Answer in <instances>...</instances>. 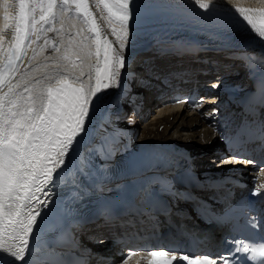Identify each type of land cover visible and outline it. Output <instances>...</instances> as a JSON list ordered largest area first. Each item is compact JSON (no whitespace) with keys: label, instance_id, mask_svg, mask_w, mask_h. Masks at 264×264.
<instances>
[{"label":"bare ground","instance_id":"obj_1","mask_svg":"<svg viewBox=\"0 0 264 264\" xmlns=\"http://www.w3.org/2000/svg\"><path fill=\"white\" fill-rule=\"evenodd\" d=\"M228 5L234 11H237L238 7H241L240 9H243L244 7V4H242L241 1H233ZM24 7L25 10H27L30 6L25 5ZM31 7L34 8L33 15L36 17V24L34 27L30 28L32 34L27 40H22L20 43L13 45L16 48L21 49V54L20 59L14 60L17 67V71L13 76V81L16 78V81L14 82L15 85L12 87L10 83L3 90V93L7 94L6 98L8 97V94L9 96H12V94L14 96L18 93L24 92L30 86L37 84L34 82L30 83L29 86L25 85L26 82L31 81L38 75L29 78L27 81L24 80H26V76L35 72L36 69H44L41 66H35L40 56L44 54V41H48L49 56L52 51L54 52L53 54H55V56L52 55L51 57H48L47 60H51V65L58 67L55 70L56 75L54 76L56 81L46 85L43 84L44 87L40 90L45 97L49 92V89L53 91L55 97L57 95L56 90L63 88L64 84L62 85V83H65V81L69 82V84H75L74 86H82L85 93L90 97H92L94 93L98 94V98L95 99V104L91 106V118L87 124V132L81 139L77 150L72 154L68 169L66 172L61 173L59 179L65 180L64 177L70 175L69 180H72V183H77L81 180H89L86 186L93 185L92 187H94L96 194L108 193L112 188L110 185H104V175L111 173L117 168L120 169L119 171H122V167L134 165V163L140 158H143L148 154L151 155L161 148H171L173 146L183 147L189 150L195 159L200 157L201 160L199 161L203 162H199V164H202L203 167L206 168L207 165H211L212 161L210 158L204 157L212 151L215 152L217 150L219 147L217 133L221 130V126L226 127V125L235 118L239 110V103L244 98L242 94L243 92L240 91V88L244 87L245 84L240 85V83L244 81L243 75L245 72L240 75L244 69L241 70L236 65H234V67H231L232 65H230V67H228L229 69H226L227 71L222 74L224 75L227 73V76H222L225 78L224 84L219 86V90L215 91L216 93L224 90L228 86H236L239 89L238 92L227 96L226 100L224 97L222 104L213 106L212 102L220 97H218V94L210 93L207 97L206 106L198 109L194 113H189L181 107L167 106L165 107V110H162V112L166 111L163 116L161 111L159 113V116H162V118L156 120L152 119L139 129V125H135L136 122L132 117L122 120L128 110V107L126 106L127 104L123 103L128 100H124V97L128 89L129 81L117 79V73L123 67H120L119 62L115 60V55L116 53H119L120 57L124 60V58L129 55L132 57L134 53L140 51L149 42L158 41V43H161L159 41L164 42L167 39H171V35H174L175 38H181L182 36H196L199 40L205 43H209L210 40L208 39L213 38L216 45L227 43L228 48L234 50L242 49L249 53L251 60H254L256 55L264 56V38H262L257 32L246 33L244 30L234 31L233 26L219 30L215 27L200 24H198L200 28H206L213 33L200 32L199 34H196L194 29H188L187 27V29L180 30L171 27L162 28L158 27V25L156 27L157 29H152L151 27L155 26L154 24L147 25L149 27H144V25L141 27L139 26L135 31L117 30L110 28V26L104 21L102 14L103 10L106 11L104 5L94 2V0H88L86 5H67L70 11L75 15L82 14L86 17L93 30L102 32L106 37V40L104 41L101 36H98L92 31L96 36L93 42L92 40H89L88 36H85L86 31L82 28V23L77 20L78 18L72 14L74 18L69 19L65 10L62 11L59 9L57 24L56 27H54L55 12L57 7H60L58 4L48 5L38 2ZM246 7H251V5H247ZM17 13L18 6L15 4H0V31L8 30L10 27L14 26L17 19ZM42 16L44 18L43 20L40 19ZM161 22L162 21H160L159 25L170 26V24H174ZM257 22L261 21L258 20ZM180 23L188 25L185 21H180ZM191 24L193 26V23ZM247 24L249 26L252 25V23L250 24L249 22H247ZM73 25L75 27H73ZM240 27L245 29L248 28L247 25ZM88 28L89 30L91 29L90 26ZM147 29L151 30L148 31ZM73 30H75L74 33H72ZM113 30H115V32H113ZM140 30L147 31L139 32ZM75 32H78L79 37H77ZM261 32H264V30ZM53 37L58 40V44L54 45V42L52 41ZM84 40L87 43L84 44L88 45L90 48L91 58H88V64L87 62H84V66H82L83 57L75 54L73 57L81 59L82 61H73L74 67L69 68L65 65V57L69 55V50L74 48L78 49L76 43H81ZM29 41L31 42L29 43ZM129 41H132L131 44L126 43ZM105 43L111 50L110 55H108V53H102L103 45H105ZM3 44L5 50H7L9 48L8 41L5 40ZM36 50L38 51L37 55L30 60ZM105 56H107V61L105 60ZM160 63L165 64L163 62ZM166 63H168V61ZM222 64L226 63L223 62ZM166 65L167 64H165V66ZM29 66L31 67L27 71ZM126 67L127 64L124 68ZM240 68H242V65ZM73 70H76L81 77L85 76L84 80L71 77ZM160 70L162 72L163 70H167V68L160 67ZM256 70H258L256 82L264 83V59L261 62H258ZM59 72H62L63 74L60 73L62 74L60 75L58 74ZM228 72L236 73V75L229 76ZM76 74L77 73H74L72 76ZM35 81L39 80L37 79ZM9 88L13 91L9 92ZM16 88H19L17 92ZM80 88L81 87L64 88L63 95H81V98L83 99V91H81ZM70 89H79L80 93H71L69 91ZM133 105H135V108L138 106L137 103H133ZM5 106L7 107V104H5ZM15 106L20 108H33L31 102L26 103L24 106L18 104ZM158 109L161 110V105L158 106ZM108 115L115 117V119L120 115V117H118L119 122L112 128L108 125ZM146 116L147 115H145L143 119H145ZM138 131H141L139 136ZM138 169L139 168L136 167L133 170L128 171L127 174L137 171ZM95 173H98L99 177L94 176ZM126 180L128 179H123V181ZM66 183H69L70 186H72L71 182L66 181ZM231 192L236 194L235 189H231ZM53 219L54 213L49 207V209L44 212V219L40 222L39 226L36 227L38 229L43 228ZM130 231L132 233H138V235H145L149 232H158L159 229L144 228L137 230L131 228ZM103 252H106V250Z\"/></svg>","mask_w":264,"mask_h":264},{"label":"snow or ice","instance_id":"obj_2","mask_svg":"<svg viewBox=\"0 0 264 264\" xmlns=\"http://www.w3.org/2000/svg\"><path fill=\"white\" fill-rule=\"evenodd\" d=\"M38 2L48 5L59 4L63 11L70 10L63 6L86 5L88 0H0V4L18 6L14 26L0 31V253L11 256L15 261H26L31 248V238L35 235L33 225L38 227L44 219V212L52 203V189L61 177V173L68 169L72 154L86 134L87 124L91 118V106L98 98V94L95 93L92 97L84 93L83 99L81 95H63L64 88H60L56 90L55 97L51 95V89H49L47 106H42L38 110L32 107H16L15 98H9L7 107L5 106L7 95L3 93L5 73L14 72L16 68L14 60L20 59L21 54V49L13 45L27 40L32 34L30 28L35 26L36 17L33 15L34 8L31 6ZM94 2L104 4L109 16H115L122 28L130 29L131 21L136 18V0H94ZM195 3L207 11L210 0L207 3L205 0H195ZM109 4L116 6L114 11L107 8ZM25 5L30 7L25 10ZM237 11L247 19L243 10L237 9ZM40 19L43 20V16ZM249 23L251 24L250 20ZM253 30L264 38V32L257 29L255 25ZM5 40L9 45L7 50L3 44ZM105 60L107 61V56ZM115 60L119 62L120 67L126 65V61L120 57L119 53H116ZM69 91L80 93L79 89ZM228 162V160L222 161V163ZM247 162L253 163V161ZM6 214L13 231L17 226L21 227L22 238L19 245L14 246L17 250L6 247L3 240ZM13 216H22L23 219H17L13 223L11 219ZM252 226L255 227V224ZM233 243L237 245L234 251L247 253L246 259L252 261V264H264V243L246 244L243 241ZM136 254L138 253L129 252V256ZM146 254L173 257L177 255L175 252H166L162 249L149 251ZM218 259L219 264H236L231 252L225 253ZM180 261H206L207 264H218L217 259H210L208 256L180 255L177 264ZM121 264H127V257Z\"/></svg>","mask_w":264,"mask_h":264},{"label":"rangeland","instance_id":"obj_3","mask_svg":"<svg viewBox=\"0 0 264 264\" xmlns=\"http://www.w3.org/2000/svg\"><path fill=\"white\" fill-rule=\"evenodd\" d=\"M157 26H153V27H151L152 29H157L156 28ZM148 31H150L151 29H147ZM147 30H145V31H147ZM144 30H140L139 32H145ZM148 40V39H147ZM131 42L132 41H129V42H126L127 44L129 43V44H131ZM130 56V55H129ZM220 59L221 58H219L218 56H216V57H213L212 58V60H218V61H220ZM161 67H163V65L161 64ZM166 67V66H165ZM227 67H230V65H227L226 66V68ZM124 68V67H123ZM227 74V73H226ZM228 75L229 76H234V75H236V73H230V72H228ZM244 83H245V81H243ZM243 82H241L240 83V85H243L244 83ZM162 110H165V108L164 109H156V108H150V106L148 105H146V103H145V105H143V107L139 110V113L140 114H135L134 115V120H135V122H136V124L135 125H139L138 126V128L140 129V128H142L143 126H145L146 125V123L147 122H149L150 120H152V119H158V118H162V116L164 115V113H166V111L165 112H162ZM149 111V112H148ZM160 111H161V113H162V116H159V113H160ZM130 112H131V109L130 110H127V113L124 115V117H123V119L122 120H126L127 118H129V116H131V114H130ZM146 113H148L147 114V116H146V118L145 119H143V120H141V117L143 116V115H145ZM107 119H108V121H109V127H113V126H115L118 122H119V120H118V118H116L115 119V117H112V116H110V115H108L107 116ZM139 133H138V136H139V134H140V132L141 131H138ZM212 154H210V155H207V156H205V158H210V156H211ZM115 262H117V261H115Z\"/></svg>","mask_w":264,"mask_h":264},{"label":"water","instance_id":"obj_4","mask_svg":"<svg viewBox=\"0 0 264 264\" xmlns=\"http://www.w3.org/2000/svg\"><path fill=\"white\" fill-rule=\"evenodd\" d=\"M124 77V71H121L119 74V78H123Z\"/></svg>","mask_w":264,"mask_h":264}]
</instances>
